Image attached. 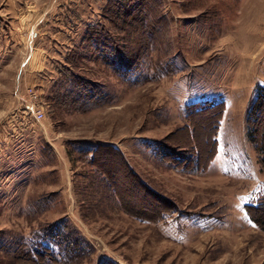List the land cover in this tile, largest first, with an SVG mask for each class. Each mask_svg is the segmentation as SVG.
I'll return each instance as SVG.
<instances>
[{
  "label": "rangeland",
  "instance_id": "1",
  "mask_svg": "<svg viewBox=\"0 0 264 264\" xmlns=\"http://www.w3.org/2000/svg\"><path fill=\"white\" fill-rule=\"evenodd\" d=\"M107 2L0 0V264H30L22 251L43 240L57 264H264V156L249 128L264 0H162L170 74L156 76L166 57L153 40L128 75L91 54L72 69L67 54ZM219 101L215 149L213 112L187 108ZM99 145L129 169L109 150L94 159Z\"/></svg>",
  "mask_w": 264,
  "mask_h": 264
},
{
  "label": "trees",
  "instance_id": "2",
  "mask_svg": "<svg viewBox=\"0 0 264 264\" xmlns=\"http://www.w3.org/2000/svg\"><path fill=\"white\" fill-rule=\"evenodd\" d=\"M102 16V22L87 24L86 29L77 44L79 50L72 48L67 54L68 57L66 58V63L72 65V69L77 67L79 60H85L88 55L91 54L92 58L94 56L95 60L97 58V60L103 61L107 67L112 66L117 72H120L123 66V72L125 75H128L130 74L131 67H136L135 69H137V67L141 66L139 62L142 61L144 56L145 46L147 45L146 43L149 45L151 40H153V42H156L155 45L157 48L159 49L160 47L161 50H159L165 55L164 57H166V59L162 62L160 61L158 66H156V76L173 72L172 68L175 64L167 56L172 49L170 27L169 21L164 14L162 0H108L103 9ZM132 34H135L138 39H132ZM81 50L86 51L87 55H84ZM71 68H66L68 74H64V78L71 84V87H75L78 92L85 94L86 91H89V85H91V82L84 76L71 72ZM223 109V101L205 103L196 102L189 105L187 108L188 117L201 113L206 114L211 111L213 112L215 119L211 127V129H213L211 131H214V134L211 136V143L215 149V133L217 132L220 123V118L216 117L218 114L222 113ZM263 110L264 85H260L256 90V98L249 113V120L251 122L249 128L250 136L254 139L260 154L264 156V115L257 119L259 113ZM187 131L191 139H194L192 131L189 128ZM156 149L157 151H160V146L156 145ZM103 150H109L118 155L122 164L129 169L121 152L112 145L97 146L93 150L94 159L98 152L100 153ZM195 158H193L192 164L194 163ZM254 210L259 212L262 217V223L264 224V210L261 208H254ZM50 234H52V237L56 238H58L59 235V233L57 234L54 230H52ZM21 254V257L27 259L30 264H57V262H62V259L58 258L55 252L51 249V245L44 240L43 242L34 243L33 248H25ZM102 264L118 263L112 260H106L102 262Z\"/></svg>",
  "mask_w": 264,
  "mask_h": 264
},
{
  "label": "built area",
  "instance_id": "3",
  "mask_svg": "<svg viewBox=\"0 0 264 264\" xmlns=\"http://www.w3.org/2000/svg\"><path fill=\"white\" fill-rule=\"evenodd\" d=\"M27 94L29 96L30 103L26 105L25 110L28 115H31L33 120L40 121L44 117V112L38 105V93L32 87L27 89Z\"/></svg>",
  "mask_w": 264,
  "mask_h": 264
}]
</instances>
